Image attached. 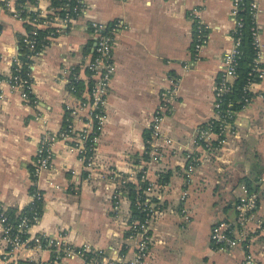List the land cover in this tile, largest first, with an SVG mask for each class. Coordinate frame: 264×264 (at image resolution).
<instances>
[{
	"label": "crops",
	"instance_id": "obj_1",
	"mask_svg": "<svg viewBox=\"0 0 264 264\" xmlns=\"http://www.w3.org/2000/svg\"><path fill=\"white\" fill-rule=\"evenodd\" d=\"M8 1L16 6L15 0H0V204L20 210L33 200L32 188H38L44 208L33 235L88 245L109 256L119 253L127 263L137 250V238L129 234L131 202L123 184L139 187L143 165L145 179L153 183L155 211L142 264H247V252L264 264V77L252 86V100L237 111L224 142L208 150L194 143L197 127L213 116L216 75L234 43L233 0H85L86 10L35 58L32 91L37 104L27 102L9 80L28 23L13 14ZM256 1L264 65V0ZM49 3L43 0L40 6ZM194 13L208 26L198 60L191 50ZM95 20L122 23L114 39V75L95 154L110 173L101 177L88 170L79 152L59 137L53 142L51 166L33 175L39 140L46 133L59 134L70 108L88 97L87 63L94 53L90 23ZM75 76L78 91L71 89ZM170 86L175 88L174 104L153 142L161 155L152 160L145 134L161 91ZM193 151L200 159L187 173V154ZM244 176L259 196L260 227L248 249H217L210 242L211 226L218 218L235 216L233 204ZM1 235L0 230V252L5 248ZM18 255L17 264H45L52 251L30 244ZM1 258L0 253V264H6ZM59 264L84 261L74 256Z\"/></svg>",
	"mask_w": 264,
	"mask_h": 264
},
{
	"label": "built area",
	"instance_id": "obj_2",
	"mask_svg": "<svg viewBox=\"0 0 264 264\" xmlns=\"http://www.w3.org/2000/svg\"><path fill=\"white\" fill-rule=\"evenodd\" d=\"M15 1L16 6L14 8L10 1L7 2L8 6L10 4L13 8V14L26 20V22L31 25V28L27 29L25 34H23L24 46L27 49L26 54L29 59L26 63H28L30 70L26 71V76L23 75L22 66L25 61L21 59V55L24 53L21 51L19 44L17 55L13 60V65L16 64V67H12L9 80L13 86L21 89V94L27 102L37 104L38 100L32 91L35 58L43 53L51 38L56 36L63 26L75 22L77 17L86 10V4L85 0H59V3L54 2V0H48L50 2L49 6L41 7L40 2L43 0ZM240 2L241 0H233L231 13L234 20L232 29L234 43L222 56V65L216 75L214 85L213 116L210 119H216L218 121V130H213L211 121L206 122L209 119L204 121L206 122L205 126H201L200 124L196 129L194 143L204 150L219 146L225 141L226 132L233 129L235 116L232 120H230V116L234 114V111L224 109L225 112H222L220 106L223 102L221 95L229 89V85L235 77V54L238 51L237 45L239 43V37L235 36L233 32L236 30L237 26L241 24L237 17V10ZM257 6L258 3L256 0H250L249 9L252 13L254 22L251 29L254 44L256 46V56L253 59L251 67L253 73L243 87L246 95L243 98L244 103L242 107L249 104L252 100V86L264 77V65L260 61L259 29L255 17ZM31 12L34 14L30 15ZM192 20L191 50L193 58L198 60L201 49L208 39V26L198 14L194 13ZM121 24L119 20L108 23L95 20L90 23L94 36V53L92 59L87 63L89 77L91 78L88 97L80 98L78 105L74 108H70L69 114L65 118V127H63L59 134L50 135L46 133L39 140L33 164V175H39L43 169L51 166L54 157L53 142L59 137L67 139L69 141V146L79 152L88 170L96 173H100L99 171L103 170L100 167L101 165L98 164L95 154L97 141L105 116L104 106L114 75V39ZM42 26L50 29V32L44 37V39H47L46 42H43V38L41 39L38 36V30L42 28ZM75 78L76 80L71 83V89L73 91H78L77 82H79V79H77V76H75ZM174 97V86L162 90L160 93V102L148 123L147 129L149 130V134L146 138L148 144L147 152H149V158L152 160H156L160 157L159 147L153 142L161 135L160 122L172 108ZM82 110H86V114L81 113ZM236 113L237 111L235 115ZM83 115L86 118L83 119ZM81 120L82 125H79L78 123L81 122ZM215 140L216 143L214 144L213 142ZM168 141L169 139L167 138L166 142ZM187 157L188 160L185 171L190 173L195 163L199 161L200 155L198 151H193L192 153H188ZM139 170L141 172L139 187H141V191L144 194V199L139 204L140 210L145 211L146 217L143 221L138 219H132L130 221L129 234L137 238L135 245L137 250L127 263H124L122 255L119 253L109 256L104 250L91 248L88 245L74 246L60 238H52L41 234L33 235L31 231L32 226L39 220L40 216L36 211H34L32 215L29 214L25 208L36 199L43 198L38 188H34L32 192L33 200L26 207L16 210L14 218L8 213L9 208H5L0 204V230L2 232L1 238L5 245L4 250L0 252L2 254L1 261L6 264H17L18 253L21 249L30 246V244H38L46 246L52 251L50 260L45 264H59L62 259L74 256H82L84 264H142L141 256L144 255L148 237L146 231L155 210L152 207L150 194L153 183L145 179V169L143 165H140ZM113 175L119 177L122 182L126 181L124 177L117 173ZM240 188L241 191L233 204L235 216L218 218L211 226L209 235L210 242L212 246L217 249L229 250L235 247H247L248 249L253 234L260 227V220L256 215L259 201L258 193L256 191H249L244 183L240 185ZM251 224L254 225L251 226ZM245 259L247 264H257L256 260H253L251 252L246 253ZM28 264L40 263L30 262Z\"/></svg>",
	"mask_w": 264,
	"mask_h": 264
},
{
	"label": "trees",
	"instance_id": "obj_3",
	"mask_svg": "<svg viewBox=\"0 0 264 264\" xmlns=\"http://www.w3.org/2000/svg\"><path fill=\"white\" fill-rule=\"evenodd\" d=\"M54 2L59 3V0H54ZM249 2L250 0H241L238 10H237V17L239 18L241 24L237 26L236 30L233 32V34L237 37H239V43L237 45V52L235 54V77L233 78L232 82L229 85V89L224 92L221 95L222 98V104L220 106L221 111L225 112L224 109H228L231 111H234V114L230 116V120L234 118L235 112L238 111L244 101L243 98L246 95L245 91L243 90V87L245 83L247 82L248 78L251 77L252 72V64L253 59L256 56V46L254 44V38L252 34L251 27L253 26V16L249 9ZM34 13H30V15H33ZM28 29L31 28V25L28 24ZM1 28V26H0ZM39 38H43V42H46L47 39H44V37L50 32L49 28H39L38 30ZM24 35H21L19 37V44L21 47V51H23L24 54L21 55V59L25 61L24 65L22 66L23 75L26 76V71L30 70V67L28 66V56L26 54L27 49L25 48L23 41ZM16 67V64L13 65V68ZM218 79V77H217ZM80 84V82H77V85ZM213 126V130H218V121L216 119H209L206 122H210ZM206 122H202L201 126H205ZM149 130L147 129L145 134V139L148 137ZM216 143V140L213 142ZM167 178L166 176L163 177V181H165ZM240 181H243L245 186L249 191H256L254 190V183L253 181L244 176L240 178ZM124 189L126 191L127 196L130 199L131 202V218L132 219H138L140 221H143L145 219V211L140 210V204L141 201L144 199V194L141 191V187H138L135 185V183L126 181L124 184ZM34 188H32L33 192ZM44 208V200L43 198L36 199L33 203L28 205L25 210L29 212V214H33L34 211H36L39 216L43 213ZM16 209L15 208H9L8 213L11 215L12 218H14ZM264 227V222L262 224Z\"/></svg>",
	"mask_w": 264,
	"mask_h": 264
},
{
	"label": "rangeland",
	"instance_id": "obj_4",
	"mask_svg": "<svg viewBox=\"0 0 264 264\" xmlns=\"http://www.w3.org/2000/svg\"><path fill=\"white\" fill-rule=\"evenodd\" d=\"M159 154L161 155V152H159ZM99 172H100V175L102 174L101 177H103V174H104V175H107V173H110L109 170H107V171H103V170H102V171H99ZM107 177H109V179H112L110 176H107ZM238 194H239V193H238ZM256 215H257V212H256ZM254 224H255V223H254ZM254 224H251V226H253ZM253 236H254V234H253ZM253 236H252V237H253Z\"/></svg>",
	"mask_w": 264,
	"mask_h": 264
}]
</instances>
